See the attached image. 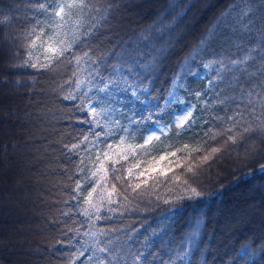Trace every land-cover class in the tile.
<instances>
[{
  "label": "trees",
  "instance_id": "obj_1",
  "mask_svg": "<svg viewBox=\"0 0 264 264\" xmlns=\"http://www.w3.org/2000/svg\"><path fill=\"white\" fill-rule=\"evenodd\" d=\"M234 2L101 0L108 11L91 13L89 23L94 28L84 50H90L105 78L120 63L121 54L135 52L142 64L155 58L150 72L141 76L148 77L144 84L150 95L141 94L136 100L122 91V84L111 89L110 99L95 88L76 90L74 81L88 73L74 77V63L56 72L28 66L45 62L39 47L31 50V58L28 49L20 47L26 43L22 33L34 22L33 13L25 11L30 5L26 0H0V18L13 17L0 24V264H97L98 258L106 257L96 250L98 238L102 245L113 241V264H264V171H260L264 137L251 135L236 144L229 142L208 161L201 159L211 147L224 144L226 136L214 141L209 137L231 127L228 117L240 113L237 119L242 124L255 126L254 115L264 111L256 105L253 113L254 105L248 103L264 95V60L256 55L236 68L228 65L241 57L239 49L246 53L256 47L264 0H252L255 14L250 32L234 26L232 17L221 18ZM212 60H223L231 70L217 75L219 64L204 67ZM189 69L196 75L186 74ZM84 91L93 101L101 98L109 110L100 125L87 112ZM169 92L196 105V123L190 130L181 132L173 124L174 116L182 114L174 110L183 105L164 108ZM69 93L77 99H64ZM150 113L152 120L142 119ZM217 117H223V122ZM133 118L140 122L129 124ZM115 120L119 125L112 123ZM156 122L164 133H155L160 139L147 146L150 151L137 149L129 156L130 163L122 161L126 167L139 161L134 173L144 171L139 180L148 183L136 192L125 191L117 183L123 195L114 194L112 204L101 201L100 215L110 219L97 220L91 210V220L85 217L84 198L91 188L84 179L95 171L86 158L91 154L95 160L92 144L102 153L109 144L116 149L125 136L126 145L135 147L152 128L156 130ZM93 132L114 135L95 137ZM85 136L88 142L81 144ZM73 144H80L77 152L69 151ZM195 148L201 151L193 152ZM173 152L175 156L170 155ZM189 154L188 160L183 159ZM81 159L83 172L77 167ZM189 164L194 171L187 170ZM10 170L16 175L7 176ZM49 181L52 190L41 195ZM77 183L82 185L80 191ZM101 229L108 236L92 235Z\"/></svg>",
  "mask_w": 264,
  "mask_h": 264
},
{
  "label": "snow or ice",
  "instance_id": "obj_2",
  "mask_svg": "<svg viewBox=\"0 0 264 264\" xmlns=\"http://www.w3.org/2000/svg\"><path fill=\"white\" fill-rule=\"evenodd\" d=\"M26 3L30 5L26 12L30 11L33 13L32 20L34 21L32 27L26 29L22 33V38L26 42L20 47L28 49L29 58L32 57V49L39 47L42 49V54L44 56L43 63H31L30 67L43 69L49 72H56L61 67H66L76 65V71L72 75L78 76L79 73L87 71L88 75L86 77L78 78L74 81L75 89L81 90L83 88H88L89 91L92 88H95L98 93L104 94L105 97L111 98V89L114 87H119L123 85L122 91L128 92L136 100H140L141 94H148V86L144 84V80L148 77L145 75L143 79L141 78L142 74L145 72H150L153 62L149 64H142L139 60V54L127 53L121 54L118 59L120 63L113 65L111 72L107 78L100 75V72L95 65L97 61L92 58L90 55V50H84L87 47L86 41L89 36L92 35L94 25L89 23L92 12H100L101 10L107 12L108 9L104 8L101 4V0H26ZM242 5V6H241ZM255 14V8L252 4V0H235L233 4H230L224 13L221 14V18L227 21L228 17H232L231 23L234 26H239L241 31L250 32L253 25L252 15ZM38 16H45L47 19L40 20ZM13 17L12 16H3L0 18V24L9 22ZM48 20H51L52 23L49 24ZM247 20V23L244 21ZM235 30V27L234 29ZM239 49V46H237ZM242 53L239 59H232L228 61V65L231 68H236L238 65L246 64L248 61L253 60L256 55L261 57V60H264V20H262V26L260 31V38L257 41L256 47L249 48L246 53L243 49H239ZM187 63V62H186ZM25 64H28V61H25ZM219 64V69H217V75L220 74L221 70H231L228 66L225 65L223 60L217 61L212 60L208 64H205V68L211 67V65ZM186 74L196 75L194 72H190V69L186 71ZM102 84V87H98L95 81ZM68 83V81H65ZM211 81L209 84L211 85ZM197 98L200 97L201 93L195 94ZM83 98L88 99V108L87 112L93 117L94 122L97 125H100L101 118H106L109 110L104 108L102 105L104 101L101 98H97L96 101H93L88 96V91L82 93ZM168 96L170 99L165 100L164 108H168L173 104L183 105L182 108H179L178 111L182 114H177L174 116L173 124L176 128L180 129L181 132L188 131L191 129L192 125L196 123V119L193 117V112L196 108L194 104H186L183 100H180L174 92H169ZM251 97V93L249 94ZM66 100H75L77 96L73 93H69L64 97ZM249 104L254 105L253 113L255 111V106L258 105L260 108L264 109V95H260L259 99H249ZM97 105H101L100 110H97ZM158 107V105H156ZM164 108H161L160 111H164ZM83 110V109H81ZM135 116V114H133ZM240 113H235L232 117H228L229 121H232L231 127L224 128L222 130H217L214 132L209 139L216 140L218 136H226L224 144L221 147H211L207 154L202 156V161H208L216 153H219L222 150V147H225L230 143L236 144L238 141H243L247 136L258 135L264 137V111L260 115H254V121H258L253 126V123H247L246 126L241 123V119H237L240 116ZM143 120H152L151 113L142 117ZM216 119L223 122V117H217ZM86 123H91V121H85ZM140 120L135 118L129 120V124L139 123ZM112 123L119 125V120H115ZM157 123L156 132L160 134L164 133V129L160 128ZM123 131L127 132L128 129L124 128ZM91 131V129H90ZM211 131V130H210ZM95 137L99 136H112V132H93ZM180 135V132L177 133ZM206 136L209 134L206 132ZM159 140L160 136L156 135L155 132L153 135L147 136L144 139L142 144H137L135 147L132 145H126V137L121 136L119 142L116 145V149H113L111 144L107 145L108 150L101 151L93 143L92 148L96 149L95 160H92L91 154H89L87 159H89L95 166V171L91 173L90 176L84 179V184L91 188V191L88 192L87 196L84 198V203L88 206L82 210V214L85 217H88L91 220V213L95 215L97 220L100 219H110L108 216H101L100 209L103 207L101 201H107L108 204L115 203L112 197L114 194L123 195L120 189L117 188V183L126 191L131 189L133 192H136L141 188V184L146 185L148 183L147 179L139 180V177L145 175L144 171H141L139 175L134 173L135 168H139L140 164L137 161L135 164L126 167L124 162H129V156H134L137 149L143 150L145 152L150 151L148 145L153 140ZM88 142V137L85 136L81 140V144ZM207 141H205V144ZM188 146L184 145L186 149ZM80 148V144H73L69 149L70 152H77ZM255 151V148L252 149ZM85 152H89V149H84ZM179 151V150H178ZM193 152H200L201 148H195ZM170 155L175 156L176 153L173 152ZM189 156L184 157L183 159L188 160ZM161 160L165 159V156L160 157ZM178 161L180 158H177ZM98 161V163H97ZM130 163V162H129ZM172 163V161H169ZM119 165V167H117ZM84 159H81L80 164L77 166L78 170L84 171ZM126 170V175L123 173ZM188 171H194L193 166L189 164L187 166ZM147 171V170H145ZM260 171H264V165L260 166ZM111 173V175H109ZM98 177V179H97ZM133 179L139 180L138 183H133ZM109 181H115L111 184V189L107 187ZM101 182L104 183V187H100ZM82 185L80 183L76 184V191H80ZM100 190V195H94L97 193V189ZM197 196L200 193L196 192L195 189L192 190ZM72 199H76L75 196ZM124 199L127 200L128 197L124 196ZM109 212H115L117 209L108 208ZM94 223V222H93ZM111 231L115 232L116 229ZM93 236L99 235V237L108 236V232L103 229L99 230V234L96 232L92 233ZM112 245L113 241L111 239L101 244L100 239L96 241V250L100 253L106 254L104 258H98L97 264H113L116 260V256L112 254ZM83 252H80L79 255H83ZM140 257L137 256L136 260H139ZM135 264V262H134Z\"/></svg>",
  "mask_w": 264,
  "mask_h": 264
},
{
  "label": "rangeland",
  "instance_id": "obj_3",
  "mask_svg": "<svg viewBox=\"0 0 264 264\" xmlns=\"http://www.w3.org/2000/svg\"><path fill=\"white\" fill-rule=\"evenodd\" d=\"M40 51L42 52V49H40ZM0 125H1V123H0ZM0 129H1V128H0ZM7 132H8V131H7ZM154 132L156 133V130H155V128H152V129L149 131L148 136L153 135ZM0 133H1V130H0ZM4 133H5V132H4ZM9 174H10V175H9ZM11 175H16L15 170H14V171L10 170V172L8 173L7 176L11 177ZM97 179H98V177H97ZM45 183H46V182H45ZM45 183H44V184H45ZM100 187H104L103 182H101ZM51 190H52V185H51V183H50V181H49V183H47V184L45 185V187L42 188V193H41V195H43V194H48V192H50ZM100 194H101V193H100V190H99V188H98V190H97V194H96V195H100Z\"/></svg>",
  "mask_w": 264,
  "mask_h": 264
},
{
  "label": "bare ground",
  "instance_id": "obj_4",
  "mask_svg": "<svg viewBox=\"0 0 264 264\" xmlns=\"http://www.w3.org/2000/svg\"><path fill=\"white\" fill-rule=\"evenodd\" d=\"M12 192V194H13V191H11Z\"/></svg>",
  "mask_w": 264,
  "mask_h": 264
}]
</instances>
